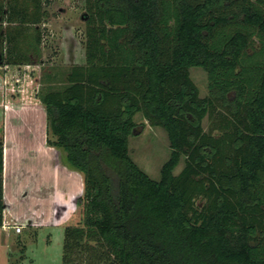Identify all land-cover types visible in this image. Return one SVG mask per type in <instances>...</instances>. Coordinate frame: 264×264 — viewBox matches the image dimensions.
I'll return each mask as SVG.
<instances>
[{"label": "trees", "instance_id": "1", "mask_svg": "<svg viewBox=\"0 0 264 264\" xmlns=\"http://www.w3.org/2000/svg\"><path fill=\"white\" fill-rule=\"evenodd\" d=\"M84 3L85 63L41 100L47 144L83 181L61 264H264V0ZM42 4L0 0L1 67L40 58ZM138 114L167 135L158 180L129 154ZM2 171L0 134V227Z\"/></svg>", "mask_w": 264, "mask_h": 264}, {"label": "crops", "instance_id": "2", "mask_svg": "<svg viewBox=\"0 0 264 264\" xmlns=\"http://www.w3.org/2000/svg\"><path fill=\"white\" fill-rule=\"evenodd\" d=\"M41 45L42 40L38 47L40 55ZM66 53L70 54V50ZM7 67L0 66L2 195L5 206L0 227V264H11L22 247L25 259L26 248L21 238L25 230H29L34 238L39 229H61L63 244L64 228L69 226L73 217L75 200L83 193L81 175L64 164L59 149L47 144L46 112L41 101L12 100L14 94L8 91L3 72ZM5 183H8L7 199ZM23 222L26 227L16 234L14 224Z\"/></svg>", "mask_w": 264, "mask_h": 264}, {"label": "rangeland", "instance_id": "3", "mask_svg": "<svg viewBox=\"0 0 264 264\" xmlns=\"http://www.w3.org/2000/svg\"><path fill=\"white\" fill-rule=\"evenodd\" d=\"M42 8L46 20L39 24L42 35V53L39 59L31 57L30 64L8 65L3 70L8 91L13 92V101L38 100L49 92H58L67 87L66 76L73 64L85 63V22L87 15L84 0H48ZM6 27L2 25V30ZM7 45H3V48ZM68 49L70 54L66 53ZM70 55V56H69ZM72 56V57H71ZM4 67V66H2ZM189 78L198 90L199 97L209 95L206 72L199 68L189 70ZM137 129L129 137L128 149L132 161L151 179L158 180L162 165L170 155L165 131L150 127L140 114L134 117ZM208 120L202 128L208 131ZM50 140L55 138L49 134ZM63 155V153H62ZM183 159L174 170L177 175L183 168ZM82 214L75 206L69 226H79ZM25 245V259L21 264H61L62 230L39 229L33 238L29 230L21 235ZM1 258V251H0Z\"/></svg>", "mask_w": 264, "mask_h": 264}, {"label": "built area", "instance_id": "4", "mask_svg": "<svg viewBox=\"0 0 264 264\" xmlns=\"http://www.w3.org/2000/svg\"><path fill=\"white\" fill-rule=\"evenodd\" d=\"M26 225H27V224H26L25 222L14 224V226H15V233H16V234H20L21 231H22V228H23V227H26Z\"/></svg>", "mask_w": 264, "mask_h": 264}, {"label": "bare ground", "instance_id": "5", "mask_svg": "<svg viewBox=\"0 0 264 264\" xmlns=\"http://www.w3.org/2000/svg\"><path fill=\"white\" fill-rule=\"evenodd\" d=\"M7 168H8V167H7ZM8 169H9V168H8ZM5 184H6V183H5ZM7 185H8V183H7L6 186H5V187L7 188V189L5 188V189H6V190H5L6 199L9 197V195H7V193H8V192H7V191H8V187H7ZM6 192H7V193H6ZM9 202H10V201H9ZM9 204H10V203H9Z\"/></svg>", "mask_w": 264, "mask_h": 264}, {"label": "flooded vegetation", "instance_id": "6", "mask_svg": "<svg viewBox=\"0 0 264 264\" xmlns=\"http://www.w3.org/2000/svg\"><path fill=\"white\" fill-rule=\"evenodd\" d=\"M83 18H84V16H83Z\"/></svg>", "mask_w": 264, "mask_h": 264}, {"label": "water", "instance_id": "7", "mask_svg": "<svg viewBox=\"0 0 264 264\" xmlns=\"http://www.w3.org/2000/svg\"><path fill=\"white\" fill-rule=\"evenodd\" d=\"M84 19V18H83Z\"/></svg>", "mask_w": 264, "mask_h": 264}]
</instances>
